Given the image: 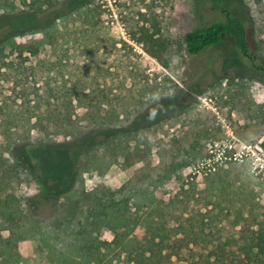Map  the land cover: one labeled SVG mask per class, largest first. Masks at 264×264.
Segmentation results:
<instances>
[{
	"label": "trees",
	"instance_id": "16d2710c",
	"mask_svg": "<svg viewBox=\"0 0 264 264\" xmlns=\"http://www.w3.org/2000/svg\"><path fill=\"white\" fill-rule=\"evenodd\" d=\"M209 1L226 20L187 32V55L238 50L263 71L264 1L248 5L250 32L220 0ZM3 15L25 18L9 21L0 55L7 48L16 59L44 47L51 53L18 64L12 88L0 93V264H22L20 245L34 239L55 264H264L261 178L245 164L215 173L203 188L190 183L168 201L144 198L139 205L129 189L89 192L80 185L84 172L103 174L129 150L146 154L142 131L173 117L170 107L141 113L169 89L151 84L146 68L124 56L96 0H0ZM29 34L41 37L15 40ZM139 40L148 45L154 37L146 33ZM145 50L159 56L153 47ZM23 125L37 139L16 136ZM24 175L37 184L35 196L10 193Z\"/></svg>",
	"mask_w": 264,
	"mask_h": 264
},
{
	"label": "rangeland",
	"instance_id": "374dc122",
	"mask_svg": "<svg viewBox=\"0 0 264 264\" xmlns=\"http://www.w3.org/2000/svg\"><path fill=\"white\" fill-rule=\"evenodd\" d=\"M262 1L220 0L219 4L231 16L244 20L250 32L248 5ZM96 3L100 6L105 30L120 41L124 56L146 68L151 84L169 89L156 96L141 113L149 107L158 110L170 107L173 117L142 131L148 146L141 144L140 149L146 150V154L129 150L126 159L121 158L103 174L84 172L80 185L89 192L102 188L129 189L132 202L139 205L141 199L145 202L144 198L147 202L149 199L168 201L180 187L190 183L203 188L208 177L226 171L233 163H242L261 178L256 191L264 212V70L254 68L250 59L238 50L224 55L220 48H211L191 57L182 45L187 32L225 21L226 14L209 0H96ZM24 18L23 15L0 16V35L7 32L10 20L21 23ZM146 33L154 37L148 45L139 40ZM40 37V34H29L15 40L25 43ZM145 47L159 50V56L148 54ZM50 53L44 47L36 56L27 54L16 59L10 48L4 50L0 55V93L12 88L13 68L23 62L30 65L49 59ZM82 113L78 110L79 115ZM15 135L38 137L35 130L24 125ZM223 142L233 144L238 159L221 165L220 159L212 158L209 146ZM131 143L134 146L136 141ZM210 157L217 170L195 173ZM138 190L145 194L136 196ZM10 193L31 197L38 193V186L29 175H24L23 180L12 184ZM56 203L49 207L51 211ZM229 227L230 224L226 226V233L231 232ZM103 237L111 240L113 235L106 232ZM20 251L22 264H55L38 239L24 241Z\"/></svg>",
	"mask_w": 264,
	"mask_h": 264
},
{
	"label": "built area",
	"instance_id": "2783aa9c",
	"mask_svg": "<svg viewBox=\"0 0 264 264\" xmlns=\"http://www.w3.org/2000/svg\"><path fill=\"white\" fill-rule=\"evenodd\" d=\"M210 149V154L212 155V158L215 159L218 158L221 161V165H223L226 161H233L238 159V153H235L233 151V144L223 142L222 144L220 143H215L213 145L209 146ZM218 162V161H217ZM216 163L212 162L211 157L208 159V161H205V163H202L201 165L198 166V169L196 168L195 173H199L201 175L205 169L209 172H215L217 169Z\"/></svg>",
	"mask_w": 264,
	"mask_h": 264
}]
</instances>
